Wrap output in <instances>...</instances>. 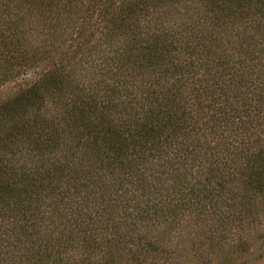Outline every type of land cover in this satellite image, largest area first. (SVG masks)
<instances>
[{
    "label": "trees",
    "instance_id": "16d2710c",
    "mask_svg": "<svg viewBox=\"0 0 264 264\" xmlns=\"http://www.w3.org/2000/svg\"><path fill=\"white\" fill-rule=\"evenodd\" d=\"M9 85L0 264L262 256L264 0H0Z\"/></svg>",
    "mask_w": 264,
    "mask_h": 264
},
{
    "label": "rangeland",
    "instance_id": "374dc122",
    "mask_svg": "<svg viewBox=\"0 0 264 264\" xmlns=\"http://www.w3.org/2000/svg\"><path fill=\"white\" fill-rule=\"evenodd\" d=\"M13 86L14 85H9L7 87H5L4 89L1 90L0 92V98H3L5 96H7L8 94H10L13 91ZM258 248L254 249L253 252H256ZM222 264V262H216V264ZM251 264H264V250L262 251V256H261V252L258 251V254L254 256V259L250 262ZM195 264V263H194Z\"/></svg>",
    "mask_w": 264,
    "mask_h": 264
}]
</instances>
